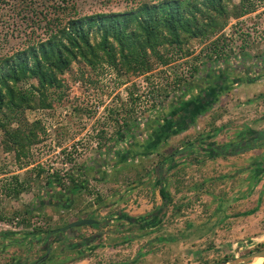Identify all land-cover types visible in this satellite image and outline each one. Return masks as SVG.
<instances>
[{
  "label": "rangeland",
  "instance_id": "obj_1",
  "mask_svg": "<svg viewBox=\"0 0 264 264\" xmlns=\"http://www.w3.org/2000/svg\"><path fill=\"white\" fill-rule=\"evenodd\" d=\"M105 1L77 0L79 13L83 15L99 10H116L124 6L122 0H113L108 4H104ZM239 1L231 0L228 6L230 10L231 4L236 5ZM250 2L252 11L241 17L229 15L224 27L211 38L195 37L181 47H160V52L168 62L165 65L153 55H149L150 68L140 69L141 71L136 73L127 72L123 66L106 62L93 68L80 61L73 62L68 72L62 75L63 87L49 94L50 107H40L35 103L34 107L24 110L21 120L11 123V128L18 127L22 134H28L24 153L17 155L12 147H9L10 143L5 144V134L0 129V215L5 216L0 218V222L11 223L18 218L17 225L22 227L23 231L31 232L35 227L33 225L37 223L39 224L36 226L54 229L65 225L71 219L75 220L78 217L77 211L66 210L64 206L58 205V201L50 199L51 189L54 188L47 183L48 176L57 174L67 187L72 174L78 182L83 180L76 174V169L89 157L99 158L97 152L103 149L98 148V144L114 136L118 124L123 120L117 112L128 110L134 117L141 114L146 116L154 103L159 100L166 103L175 90L190 79L193 67H199L201 61L209 57L211 60L216 58L217 53L213 52L212 45L216 36L223 35L225 38L226 45L223 50L229 54L225 64H234L232 68L236 69L238 58L233 57L240 54L246 60L245 65L257 67V59L264 57V0ZM5 5L7 8L8 5ZM8 14L10 11L6 9L5 16ZM4 25V22L0 21V55L11 51L18 44L21 38L18 30H22L24 23L21 27L18 26L15 33L11 32V26L8 29ZM236 79L234 87L226 88L218 94L203 112L190 116L194 121L191 126L186 124L184 129L173 126L170 131L165 130L164 136L149 157L141 155L144 158L130 160L131 162L128 160V166L120 165L119 174L124 170L127 174H137L138 177L142 173L150 177L156 175L158 170H165L164 165L160 164L164 157L174 153L171 157L176 160L189 149L195 150L189 145L196 144V140L200 139L202 142L210 138H222L223 142L234 144L247 139L250 132H264L263 128L258 127L259 122L249 117L251 113L264 114V83L260 82V85L250 92H236L235 89L247 83L239 82L238 75ZM259 79L264 80V75ZM30 83L36 81L30 80L23 86L27 87ZM23 121L26 125H22ZM217 123L226 125V131L220 132ZM204 144L205 148L212 145ZM215 146L212 145L208 149ZM185 147L187 149L179 151ZM205 152L210 154L209 150ZM217 155L215 154L216 157H222V160L215 168L205 164V160L200 166L194 165L192 169L181 168L180 174L179 169L177 172L172 170V173H168L170 169L167 170L168 178H178L173 190H170L171 185L167 180L164 181L171 194V200L166 202L163 212L157 216L156 209L151 211L152 214L144 216L142 226H139L136 220L124 219L126 221L123 223L126 224L120 227V223L114 222L116 216H112L113 211H106L108 213L103 215L97 213L94 216L97 221L112 220V227H105L106 229L101 231V228L90 231L93 228L87 226L73 229L75 236L67 238L62 245L59 241L63 237L60 236L48 238L47 245L43 247L42 244H37L36 248L31 246L30 250L26 244H19L10 252V257L4 256L5 260L0 255V264H11L14 261V264L30 263L34 259L33 255L29 258L28 254L42 255L47 251V246L50 248L51 257L55 259L59 256L58 263L63 264L66 258L59 259L60 249L75 242L81 243L83 240L90 245L89 240H92L93 234H99L102 238L100 243H106L103 248L98 246V249L105 250V264H228L263 249L264 145L241 150L238 155ZM124 160L122 159V162ZM258 167L262 169L260 172ZM113 171V179L116 176L118 181L119 174L116 170H111ZM127 174V179L131 178L132 175L129 177ZM180 175L181 177H178ZM124 181L127 182L126 179ZM14 188L19 189L18 194H15ZM117 188L86 184V193L97 195L102 207L105 206L103 200H107L106 194H115ZM66 191L69 190L63 189L56 193L62 195L67 193ZM249 191L254 195H247L248 199L244 201V205L238 203L240 194ZM79 193L80 190L78 195H74L77 204L88 198L80 196ZM222 193L224 198L228 196L229 200L226 201L228 209L221 211L215 209V204L223 196ZM64 198L63 202L66 204L68 198ZM95 198L92 200L95 201ZM123 208L119 204L117 211L113 213H124L121 211ZM27 209L33 214L36 213L32 218L33 225L28 228L19 225ZM104 216L111 218L106 221ZM151 217H154V221ZM2 227L0 225V232L11 230ZM119 229L122 232H119ZM39 238L41 237H38V240ZM54 242H58V245ZM74 249L70 248V258L79 254L87 255L83 252L76 253ZM121 254H124L125 262L119 257ZM22 256L25 261L20 262L19 258ZM96 261L97 259H94V262ZM46 262L42 264H47ZM241 263L242 261L238 262ZM49 264L57 262L49 261Z\"/></svg>",
  "mask_w": 264,
  "mask_h": 264
},
{
  "label": "trees",
  "instance_id": "obj_2",
  "mask_svg": "<svg viewBox=\"0 0 264 264\" xmlns=\"http://www.w3.org/2000/svg\"><path fill=\"white\" fill-rule=\"evenodd\" d=\"M112 1L106 0L104 4ZM122 1L124 6L121 9L81 15L77 0H0V21L4 22V26L8 29L11 26V32H14L24 23L22 30H18V35H21L18 44L0 55V129L5 134V144L10 143L9 147L17 155L24 153L28 134H22L18 127L11 128V123L21 120L24 110L34 107L35 103L40 107H50L49 94L63 87L62 75L68 72L73 62L80 61L92 68L106 62L136 73L140 69L150 68L149 55H153L165 65L168 62L160 47H181L195 37L211 38L224 27L229 15L241 17L253 9L250 0L231 4V10L228 7L231 0ZM6 9L10 11L8 16H5ZM212 45L213 52L217 53L216 58L211 60L209 57L201 61L199 67H193L190 79L184 81L166 103L163 100L154 103L150 111H159V114L134 117L128 110L117 112L123 120L118 124L114 136L98 144V148L103 149L98 150V154L103 156L104 164L111 161L115 164L122 159L151 153L165 130L170 131V124L161 121V108H166V115L171 113L173 117L179 106L185 109L194 107L193 111H188V115L193 117L203 112L220 92L234 87L237 75L241 83L264 75V57L258 58L255 67L245 65V58L237 54L233 58H238V66L229 69L221 64L229 58V54L223 50L226 45L223 35L216 36ZM30 80L36 83L24 87ZM22 125H26L24 121ZM143 135L146 138L141 146ZM86 170L80 166L76 174L82 176ZM69 180V186H64L62 179L54 174L48 176L47 183L53 186V194L68 189L74 195L86 187L85 180L78 182L74 174L70 175ZM14 192L18 194L19 189L14 188ZM160 194L165 202H170L171 195L164 187H161ZM24 215L19 225L31 227L36 213L27 209ZM3 217L0 215L1 219ZM51 230L35 226L34 232L25 234L31 239L43 235L49 237Z\"/></svg>",
  "mask_w": 264,
  "mask_h": 264
},
{
  "label": "crops",
  "instance_id": "obj_3",
  "mask_svg": "<svg viewBox=\"0 0 264 264\" xmlns=\"http://www.w3.org/2000/svg\"><path fill=\"white\" fill-rule=\"evenodd\" d=\"M258 60V59H257ZM220 64V62H219ZM223 67H227V68H232L233 65H229L224 63H221ZM220 64V65H221ZM236 66V65H235ZM238 66V65H237ZM214 67V66H213ZM237 82V80H235ZM235 82V83H236ZM261 84L264 83V80H260L255 79L253 81H248L247 83H243L242 86L238 87L236 90V92H240V91H246L248 90L250 92V90H254V88L256 86H259ZM221 93V92H220ZM219 93V94H220ZM187 107L185 109V107L183 106H179L178 108L175 109V114L173 115V117L170 116L171 113H168L166 115V108L163 110L162 108L160 109V118L162 119V122H167V124H170L171 129L176 127V128H182L183 129L186 127V118L188 116V111H193L195 108L194 107ZM163 110V111H162ZM159 114V111H149L146 116H149L150 114ZM143 116V115H142ZM144 117V116H143ZM250 118H253L255 120H257L259 122V128H263L264 129V114L261 115V113L259 114H254L251 113ZM258 117V118H255ZM147 118V117H146ZM172 124V125H171ZM218 125V123H217ZM174 126V127H173ZM185 126V127H184ZM219 127V131H226L227 127L226 125H218ZM163 129V128H162ZM160 129H158V131H160ZM164 130V129H163ZM176 131V130H175ZM224 131V132H225ZM219 132V133H220ZM164 134V132H163ZM209 134V133H207ZM146 135H143V140H141V146L144 145L145 142V137ZM167 136V135H166ZM226 141V140H225ZM216 143L214 148H211L212 150H220L218 153H215L214 151H211V149H208L209 147H211L213 145V143ZM205 143H212V145H207V148H205V144H203L202 142H196V144H193L192 149L195 148V150H191L189 149V151L187 153H185L182 157L177 158L175 160V158H170L168 159L166 162H160V164L164 165L163 167L165 168V170L161 171L158 170L156 172V175L154 174L153 176L147 177L146 174L144 175V173H142L141 175L136 176L135 174H131V173H126V171L122 170V172L119 174V169L121 168L122 165H127L128 163H130L131 161L137 160L139 158H147V156L149 157L150 154L152 153H148L147 155L143 156H135V157H131V158H127L125 159L123 162L119 161V162H114L111 161L110 164H107L103 162V156L101 154L98 155V159L94 156V157H89L87 160L83 161V164H81V167L84 168L86 170L87 166V170L85 171V173H83V175L81 176L82 179H84V183L85 185H93L96 187H105V186H116L118 187L117 190L115 191V194H106L107 200L104 199L103 201L105 202V206L99 205V198L97 195H89V193H86V187L80 190V196H86L88 197L87 200L80 202V203H76L77 199L74 198V195H78L77 193H75L74 195H71L69 192L67 193H62V195L54 192V194H51V198L55 201H58V205L59 206H64V208L66 210H71V211H77L78 212V217L75 219H79V218H92L95 219L94 217L97 213H99L100 215L106 214L110 211H117L116 208L117 206L120 204V207H124L121 211L122 212H117V213H112V216H116V219L114 222L120 223V227L124 226L126 223H123L126 220H129V218L131 219V221L136 220V218H138L140 221L142 222L144 221L143 217L147 216L148 213H151L152 210H157L155 213L159 214L160 212H163L164 206L166 204V202L164 201V199L161 197L160 194V189L161 187H164L168 193L169 190L168 188H166V184H165V180H167V183L170 186V190H173L175 187V183L177 182L176 177H172L169 178L167 177V170H171L168 173H172L174 170L175 172L178 171L179 169V174L181 173V170L185 167V169L190 168L192 169L194 167V165L196 166H200L202 164L203 161H205V164H210V167L215 168V165H217L219 163L220 160H222V157H216L215 154H218L219 156H223L224 153H222L223 147L227 145V142H223L222 138H210L207 141H205ZM151 144V143H149ZM200 149H204V150H200ZM205 150H209V153L212 154H205ZM98 154V152H97ZM101 155V156H100ZM217 155V156H218ZM194 156V157H193ZM165 158V157H164ZM163 158V159H164ZM130 162H129V161ZM169 160H171L169 162ZM163 161V160H161ZM260 161H263L262 159H260ZM114 164V165H113ZM171 164V165H170ZM188 164V165H187ZM192 164V165H189ZM199 164V165H198ZM121 165V166H120ZM108 166V167H107ZM110 166V167H109ZM171 166V168H170ZM182 168V169H181ZM259 168V167H258ZM257 170L260 172L262 169L259 168ZM111 170H116L118 172V181H116V176L114 177V171L111 172ZM173 170V171H172ZM127 176H131V178L126 177ZM131 174V175H130ZM178 177H181L178 176ZM127 180L124 181V180ZM136 179V180H135ZM131 180V181H130ZM132 180L134 183H131ZM89 181V182H88ZM125 182V183H124ZM89 183V184H88ZM87 194V195H86ZM171 195V194H170ZM222 197L217 200L218 203H216V210H226L228 209V204H226L227 200H229V197L227 196V198H224V194L222 193ZM241 197L238 200V203H241L242 205H244V201L248 199V196L250 197V195H254L253 193H250V191L244 192L243 194H240ZM248 195V196H247ZM247 196V197H246ZM64 197H67V203L65 204V202H63L65 200ZM94 197L95 201L92 200ZM91 201V202H90ZM63 202V203H62ZM244 207V206H243ZM104 208V209H102ZM108 211V212H106ZM122 213V214H120ZM98 214V215H99ZM152 214V213H151ZM149 214V215H151ZM110 215V214H109ZM124 217V218H123ZM111 217L109 216H104L103 219H105L106 221H108ZM126 219V220H124ZM152 220H154V217H151ZM72 220V219H71ZM69 220V221H71ZM74 220V219H73ZM68 221V222H69ZM157 221V220H156ZM113 222L108 221V222H101L102 224H100L99 226H87L89 228H93V230L90 231H94V228H101L100 231L102 229H106L105 227H112V225H110V223ZM149 222V221H148ZM147 222V223H148ZM133 224V223H131ZM136 224V223H135ZM102 225V226H101ZM147 225V224H145ZM120 230V229H119ZM117 230V231H119ZM99 233H103L104 232H100ZM119 232H122L121 230ZM26 231L21 230H10V231H6L4 230L3 232H0V255L6 257H10L11 254L10 252L14 251L17 246H19V244H26L27 248L30 250L31 246H34V248L37 247V244H40L42 241H39L37 238L31 239L30 237L27 238L28 235L25 234ZM28 233V232H27ZM111 233V232H110ZM93 238H91L92 240L90 241V245L88 246H92V249H90L91 251H86L87 255L84 256H80V254L78 256H74V258H70V254H71V250L67 249L64 250V246L62 247V252L60 253V260L63 258H66V260L63 261V264H105V257H103V253H104V249L100 250L98 249V246H100L101 248H103L105 246V242L100 243V241H102L101 236H99V234H93ZM103 238H105V236H102ZM58 242H54L55 245ZM59 243H62V240L59 241ZM91 243H95V244H91ZM99 244V245H98ZM62 245V244H60ZM89 247V248H90ZM95 248V249H94ZM27 249V250H28ZM80 253V252H79ZM13 255V254H12ZM31 255H33V259H37L39 258L40 255L33 253V254H28V257L30 258ZM98 255V256H96ZM24 256H22V258L20 259V262L25 261L23 258ZM59 256H56L55 259L51 258L50 260H48L46 263L49 264V261H56L57 264L58 263V258ZM114 257V256H112ZM119 257H121L120 259H122V262L125 259L124 254L119 255ZM94 259H97L96 262H94ZM5 260V258H4ZM59 260V262H60ZM67 261V262H66ZM104 261V262H101ZM66 262V263H64ZM125 262V261H124ZM14 262H11V264H14ZM52 263V262H51ZM119 263V262H118ZM20 264V263H18ZM23 264V263H21ZM29 264V263H27ZM121 264V263H120Z\"/></svg>",
  "mask_w": 264,
  "mask_h": 264
},
{
  "label": "flooded vegetation",
  "instance_id": "obj_4",
  "mask_svg": "<svg viewBox=\"0 0 264 264\" xmlns=\"http://www.w3.org/2000/svg\"><path fill=\"white\" fill-rule=\"evenodd\" d=\"M262 143H264V132H261V133H259V134H256V133H254V132H250V134L248 135V137H247V139H245L244 141H242V142H235L234 144H231L230 142H227V145H226V147L224 146L223 147V150H222V153H224V155H238L239 154V152L241 151V150H244V149H249V148H251V147H256V146H260V144H262ZM264 145V144H263ZM187 149V148H186ZM211 151H214V150H212L211 149ZM220 150H215L214 152L215 153H218ZM210 154H212V153H210ZM155 215V214H154ZM158 214L156 213V216H157ZM139 219L138 218H136V222H137V224L139 225V226H142L141 225V222L139 223ZM154 221V220H153ZM37 223V222H36ZM37 224H39V223H37ZM37 224H34L33 226H36ZM34 232V231H33ZM61 234V233H60ZM60 234H54V235H50L49 237H47V236H42L41 238H39V240L40 241H42L40 244H42V246L44 247V245H47L46 243H47V239L48 238H51V237H58ZM38 239V238H37ZM66 239H67V235H66V237L65 238H62V243L61 244H63L65 241H66ZM86 240H83V242H79L78 244H76V242L75 243H73V244H71V245H69V246H66L65 247V249L64 250H67V249H70L71 247L76 251V253H79V252H83L84 254H86L87 252L86 251H91L90 250V246H88L87 244H86V242H85ZM45 243V244H44ZM49 245V244H48ZM47 248V250L48 249H50L48 246L46 247ZM62 248L60 249V252L59 253H61L62 251ZM45 254V252L42 254V255H44ZM42 255H40L39 257H41ZM49 257H51V255H50V253H49V256H48V258ZM47 258V259H48ZM52 258V257H51ZM36 260V259H35ZM50 260V259H49ZM34 261V260H33ZM32 261V262H33ZM46 261H48V260H46ZM32 262H30V263H32ZM29 263V264H30Z\"/></svg>",
  "mask_w": 264,
  "mask_h": 264
},
{
  "label": "water",
  "instance_id": "obj_5",
  "mask_svg": "<svg viewBox=\"0 0 264 264\" xmlns=\"http://www.w3.org/2000/svg\"><path fill=\"white\" fill-rule=\"evenodd\" d=\"M193 119L188 115L187 118H186V124L187 125H192L193 124ZM197 142H201V140H196ZM202 143L204 144L205 141H202ZM264 143L260 144V145H263ZM193 144H190L189 146H192ZM215 144H213L214 146ZM187 147L179 150V151H182L184 149H186ZM178 152V151H177ZM176 153V152H175ZM99 221L95 220V219H92V218H79V219H75V220H72L68 223H66L65 225L63 226H60L58 228H54L50 231V234L51 235H54V234H60L59 236L62 238L66 237L67 235V238L69 237H74L75 234L74 232H72L73 229H76V228H79V227H82V226H91V225H94V224H97L98 225ZM61 240V239H60ZM49 240H47L48 242ZM49 253H50V249H48L44 255H42L41 257L37 258L36 260H34L32 263L30 264H41L42 262L46 261L48 256H49ZM255 256H263L264 257V248L257 251V252H254L248 256H244V257H241L240 259H236V260H233L231 262H228V264H238L239 261H242L241 264H248L253 257ZM261 264H264V260Z\"/></svg>",
  "mask_w": 264,
  "mask_h": 264
},
{
  "label": "built area",
  "instance_id": "obj_6",
  "mask_svg": "<svg viewBox=\"0 0 264 264\" xmlns=\"http://www.w3.org/2000/svg\"><path fill=\"white\" fill-rule=\"evenodd\" d=\"M17 221H18V218H15V220L13 222H11V223H9V222H0V225L3 226L2 227L3 229H6V227H7L8 229H11V230H21L22 227H19L17 225V223H18Z\"/></svg>",
  "mask_w": 264,
  "mask_h": 264
},
{
  "label": "bare ground",
  "instance_id": "obj_7",
  "mask_svg": "<svg viewBox=\"0 0 264 264\" xmlns=\"http://www.w3.org/2000/svg\"><path fill=\"white\" fill-rule=\"evenodd\" d=\"M264 260L263 256H255L252 258V260L248 264H261Z\"/></svg>",
  "mask_w": 264,
  "mask_h": 264
}]
</instances>
